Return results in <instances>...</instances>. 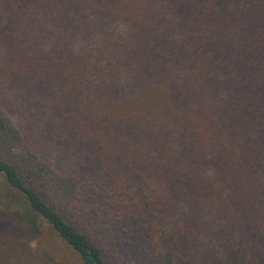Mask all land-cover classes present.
<instances>
[{"label": "trees", "instance_id": "obj_1", "mask_svg": "<svg viewBox=\"0 0 264 264\" xmlns=\"http://www.w3.org/2000/svg\"><path fill=\"white\" fill-rule=\"evenodd\" d=\"M1 181L83 264H264V0H0Z\"/></svg>", "mask_w": 264, "mask_h": 264}, {"label": "rangeland", "instance_id": "obj_2", "mask_svg": "<svg viewBox=\"0 0 264 264\" xmlns=\"http://www.w3.org/2000/svg\"><path fill=\"white\" fill-rule=\"evenodd\" d=\"M3 183L0 182V202L2 198ZM0 203V264H83L61 241L44 233H28L24 222L29 220V213L19 204H8L6 208ZM31 219V218H30ZM30 221V220H29ZM31 222V221H30ZM40 229H47V224L38 218ZM30 231V229H28ZM32 231V230H31ZM41 233H43L41 231ZM36 237V238H35Z\"/></svg>", "mask_w": 264, "mask_h": 264}]
</instances>
